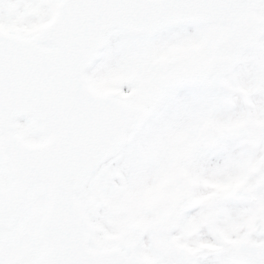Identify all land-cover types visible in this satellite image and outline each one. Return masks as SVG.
<instances>
[{"label":"snow or ice","instance_id":"1","mask_svg":"<svg viewBox=\"0 0 264 264\" xmlns=\"http://www.w3.org/2000/svg\"><path fill=\"white\" fill-rule=\"evenodd\" d=\"M0 264H264V0H0Z\"/></svg>","mask_w":264,"mask_h":264}]
</instances>
